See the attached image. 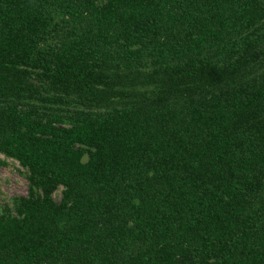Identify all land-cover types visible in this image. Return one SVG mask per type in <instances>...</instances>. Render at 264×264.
I'll use <instances>...</instances> for the list:
<instances>
[{"label": "trees", "instance_id": "obj_1", "mask_svg": "<svg viewBox=\"0 0 264 264\" xmlns=\"http://www.w3.org/2000/svg\"><path fill=\"white\" fill-rule=\"evenodd\" d=\"M0 156V264H264V0H0Z\"/></svg>", "mask_w": 264, "mask_h": 264}, {"label": "rangeland", "instance_id": "obj_2", "mask_svg": "<svg viewBox=\"0 0 264 264\" xmlns=\"http://www.w3.org/2000/svg\"><path fill=\"white\" fill-rule=\"evenodd\" d=\"M0 162H5V166L0 165V203L13 197H24L27 194V184L19 173L21 169L13 161H5L0 156Z\"/></svg>", "mask_w": 264, "mask_h": 264}]
</instances>
